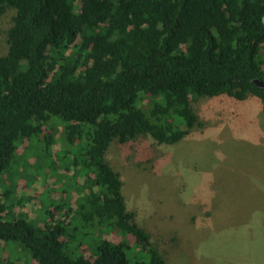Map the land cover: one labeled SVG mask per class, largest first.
Returning <instances> with one entry per match:
<instances>
[{
	"label": "trees",
	"instance_id": "obj_1",
	"mask_svg": "<svg viewBox=\"0 0 264 264\" xmlns=\"http://www.w3.org/2000/svg\"><path fill=\"white\" fill-rule=\"evenodd\" d=\"M7 9L1 264H18L23 253L24 264H165L126 208L107 150L141 135L178 142L198 120L191 101L204 95L241 101L250 93L264 111V90L253 82L264 81V0H0V15ZM32 141L37 163L25 154ZM45 159L46 171L84 177L72 206L41 200L49 220L40 226L13 211L23 199L13 196L20 176L12 167L38 169ZM130 248L144 256L130 258Z\"/></svg>",
	"mask_w": 264,
	"mask_h": 264
},
{
	"label": "rangeland",
	"instance_id": "obj_2",
	"mask_svg": "<svg viewBox=\"0 0 264 264\" xmlns=\"http://www.w3.org/2000/svg\"><path fill=\"white\" fill-rule=\"evenodd\" d=\"M13 13L7 9L0 15V55L8 47ZM191 105L198 120L178 142L157 144L141 135L109 146L106 160L120 174L126 208L149 233L165 264H264L261 102L250 93L241 101L221 94L196 97ZM57 128L63 129L62 125ZM37 147L32 141L25 151L31 162L39 160L34 156ZM56 149L50 155L52 161ZM72 156L59 158L67 164ZM49 164L45 159L37 169L28 162L22 172L19 165L12 167L20 176L13 196L23 199L13 211H25L40 226L49 220L41 200L55 198L56 203L64 198L72 206L84 177L82 172L46 171ZM5 181L3 176L0 192ZM132 251L127 250L130 258L144 256ZM7 255L8 249L0 246V261ZM24 262L23 253L17 263Z\"/></svg>",
	"mask_w": 264,
	"mask_h": 264
},
{
	"label": "water",
	"instance_id": "obj_3",
	"mask_svg": "<svg viewBox=\"0 0 264 264\" xmlns=\"http://www.w3.org/2000/svg\"><path fill=\"white\" fill-rule=\"evenodd\" d=\"M253 82L260 88L264 90V81L259 78H254Z\"/></svg>",
	"mask_w": 264,
	"mask_h": 264
}]
</instances>
